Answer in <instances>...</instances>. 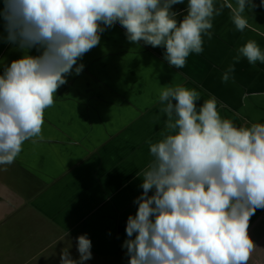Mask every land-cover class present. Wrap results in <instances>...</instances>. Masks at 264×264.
Listing matches in <instances>:
<instances>
[{"label":"clouds","instance_id":"obj_1","mask_svg":"<svg viewBox=\"0 0 264 264\" xmlns=\"http://www.w3.org/2000/svg\"><path fill=\"white\" fill-rule=\"evenodd\" d=\"M184 0H3L6 42L26 53L0 74V165H10L26 141L43 139L45 110L78 60L99 45L102 33L117 23L127 40L164 48V60L181 69L187 58L204 51L215 17L229 11L235 29L244 32L246 9L254 0H187L186 14L173 5ZM264 7V0L260 5ZM257 31L264 36V31ZM264 63L255 40L236 49L234 62ZM234 65L222 82H235ZM166 115L162 138L148 141L151 161L138 176L143 192L129 215L126 249L129 264H248L254 244L249 221L264 210V123L238 127L219 114L215 97L183 85L159 90ZM159 119V117H157ZM87 234L77 237L78 258L62 249L60 264H85L92 258Z\"/></svg>","mask_w":264,"mask_h":264},{"label":"crops","instance_id":"obj_2","mask_svg":"<svg viewBox=\"0 0 264 264\" xmlns=\"http://www.w3.org/2000/svg\"><path fill=\"white\" fill-rule=\"evenodd\" d=\"M254 2L257 7L244 13L249 28L237 31L225 9L214 18L204 51L191 54L181 69L168 65L164 48L129 42L119 23L102 33L99 45L77 61L83 71L67 76L45 110L43 139L26 141L14 163L0 165V264H60L62 249L78 258L81 234L92 241L85 264L127 257V219L143 192L137 173L151 161L148 141L162 138L166 120L158 100L164 86L194 88L198 103L215 97L220 116L238 127L264 123V63L233 60L248 40L264 50V36L254 31H264V7ZM186 8L187 0L173 5L178 20ZM6 36L0 19V74L25 54L40 55ZM229 65L235 82L224 83ZM248 232L254 244L248 264H264V210L250 218Z\"/></svg>","mask_w":264,"mask_h":264},{"label":"rangeland","instance_id":"obj_3","mask_svg":"<svg viewBox=\"0 0 264 264\" xmlns=\"http://www.w3.org/2000/svg\"><path fill=\"white\" fill-rule=\"evenodd\" d=\"M260 2H261V0H260ZM245 12H249V9H246V11ZM83 120V119H82ZM121 148V147H120ZM121 150V149H120ZM0 171H1V175L4 173V169L1 167V169H0ZM2 187V185H1V183H0V188ZM115 262L117 263V264H129V257L127 256L124 260H122V258L121 259H119V258H115Z\"/></svg>","mask_w":264,"mask_h":264}]
</instances>
